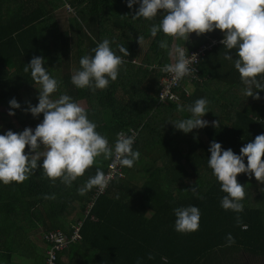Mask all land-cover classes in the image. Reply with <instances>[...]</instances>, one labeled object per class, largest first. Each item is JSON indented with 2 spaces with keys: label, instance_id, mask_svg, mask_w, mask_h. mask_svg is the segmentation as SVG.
Here are the masks:
<instances>
[{
  "label": "trees",
  "instance_id": "1",
  "mask_svg": "<svg viewBox=\"0 0 264 264\" xmlns=\"http://www.w3.org/2000/svg\"><path fill=\"white\" fill-rule=\"evenodd\" d=\"M137 8H128L126 0H0L3 128L19 133L25 127L34 129L43 119L42 113L33 117L24 111L29 103H38L35 87L39 86L23 71L33 56L46 58L47 71L60 82L54 98L60 94L75 96V90L88 94V90L71 83L70 53L78 60L86 54L91 56L97 43L107 38L123 63L118 78L109 84L108 94H97L103 101L109 96L114 102L109 110H101L110 117L94 121L96 131L111 145L117 133H135L133 148L140 153L131 168L123 167L125 177L112 181L104 194L98 195L95 187L84 195L78 192L97 167L108 174L113 160L103 157L71 186L59 178L49 179L40 168L24 182L0 183V211L13 223L11 264H45L52 247L47 237L56 231L71 237L79 225L80 239L56 253V264H136L137 260L141 264H164L161 257L167 258V264H228L236 256L243 261L241 250L252 256L264 254V184L254 176L238 174V183L245 186L243 211H226L220 206L225 193L207 165L211 141L239 154L244 144L264 133V91L259 92V100L238 101L244 86L233 63L224 59L226 49L220 44L222 32L217 29L203 34L205 38L202 36L204 39L188 50L190 54L211 46L198 60L197 78L192 82L198 94L182 90L176 102H160L161 68L173 60L158 43L167 40L170 48L186 44L162 32L151 36L149 20L131 18ZM160 18L152 19L151 26ZM139 36L143 38L141 44ZM118 45H123L128 55L121 53ZM199 96L209 101L211 111L215 107L207 116L219 121L220 126L209 125L188 134L175 129L170 121L190 115L177 111V105H190ZM224 97H230V105ZM13 98L21 108L12 109L15 115L10 116L9 101ZM227 106L231 113H227ZM96 112L93 109L91 114ZM155 174L171 195L167 200L141 191ZM197 184L202 200L188 191ZM191 204L200 209L199 228L179 233L174 230L173 209ZM229 233L234 239L230 245L226 243Z\"/></svg>",
  "mask_w": 264,
  "mask_h": 264
},
{
  "label": "clouds",
  "instance_id": "2",
  "mask_svg": "<svg viewBox=\"0 0 264 264\" xmlns=\"http://www.w3.org/2000/svg\"><path fill=\"white\" fill-rule=\"evenodd\" d=\"M126 4L130 9L138 5L131 16L134 20H152L158 14L161 15L159 23L149 29L153 37L162 32L186 43L192 33L200 36L220 30V44L226 49L224 59L232 62L238 71L244 86L242 95L261 99L259 92L264 91V0H126ZM142 40L139 36L138 43L141 44ZM110 43L105 38L92 49L93 55L80 57V67L71 75V83L76 88H87L94 92L106 89L110 82L116 81L123 61ZM158 46L167 49L174 61L161 68L162 72L170 76L173 84L193 72L190 65L197 60L196 54L188 55V49L186 52V48L181 46L170 48L167 40L159 41ZM118 48L121 53L128 55L123 45H118ZM46 63V58L33 56L23 69L25 73H30L34 84L39 86L35 87L38 89V103L34 106L29 103L24 111L33 117H39L42 113L43 119L34 129L25 127L19 133L6 130L0 134V183L24 182L34 170L40 168L49 179L59 178L63 184L71 186L94 163H98L99 157L112 159L121 167L131 168L140 157L139 151L133 148L135 133H117L115 142L109 145L107 137L96 131L97 124L88 118L84 107L66 94L54 98L60 82L49 74ZM9 105L10 116L15 115L12 109L21 108L15 98L9 101ZM177 111L190 114L187 118L170 121L175 129L185 134L209 125L215 128L220 126L217 120L210 122L203 119L210 111L206 98H198L187 106L177 105ZM208 152L207 165L219 182L220 190L225 193L220 199L221 208L241 213L245 186L238 183V174L254 176L259 183L264 184V133L244 144L239 154L231 148H222L221 143L215 140L210 142ZM110 180L111 174H105L97 167L95 175L89 176L78 192L84 195L94 187L103 191ZM199 187L197 184L188 191L202 200L204 197ZM173 213L175 231L190 233L198 230L201 217L198 206L176 207ZM226 243H234L230 233L226 236ZM148 258L151 259V255ZM161 260L167 264L166 257H161ZM136 264H141V261L137 260Z\"/></svg>",
  "mask_w": 264,
  "mask_h": 264
},
{
  "label": "built area",
  "instance_id": "3",
  "mask_svg": "<svg viewBox=\"0 0 264 264\" xmlns=\"http://www.w3.org/2000/svg\"><path fill=\"white\" fill-rule=\"evenodd\" d=\"M215 45H217L216 42L215 44L213 43V46ZM210 49H211V46L209 47L203 46L197 52H192L188 54V55H192L194 53L197 56V60H195L194 63L190 65V67L193 69V72L175 84L171 82L170 76L167 73L163 72L164 76L161 81L162 87H161L160 96H159L160 102L170 103L180 98L182 90H187L186 88L187 84H192L193 80L197 78L196 70H197L198 60L207 50H210ZM109 173L111 174V180L109 184H111L112 181H114L117 177H121V178L125 177L123 173V167H121L118 164V162L111 163L108 174ZM108 186L103 191H100L97 189V194L98 195L104 194ZM79 231H80V225L74 228V232L71 237H68L66 234L60 231L53 232L50 236H48L46 240H48L52 244V247L51 249L47 251L46 263L56 264V258H57L56 253L60 251L62 252L63 250H65L69 244L73 242H77L80 239Z\"/></svg>",
  "mask_w": 264,
  "mask_h": 264
},
{
  "label": "crops",
  "instance_id": "4",
  "mask_svg": "<svg viewBox=\"0 0 264 264\" xmlns=\"http://www.w3.org/2000/svg\"><path fill=\"white\" fill-rule=\"evenodd\" d=\"M158 17H161V15L158 14L157 17L154 18V19H157ZM150 27H151V20H149L148 29ZM84 41H85V43H83V46L84 47L88 46L87 40H84ZM76 60H78V59H76ZM78 68H79V60H78V64L77 65L72 66V71L70 72V74L72 75L74 73V71L76 69H78ZM109 86L106 89H103V90L97 89L94 92L90 91L87 88H85V90H88L87 91L88 94L75 90L74 91L75 96L71 95V97H72V99L75 102H78L82 107H84L86 109L89 119H91L92 121H105L104 118L107 119L108 117H110V115L109 116L105 115L104 112L101 111V110H104V109H108L109 110L108 107H110V104H113L114 100L110 101L109 96L108 97L104 96V101H103V96L101 95V96L97 97V94L103 93V92L108 94ZM69 87H70L69 89L74 90V88H72L71 86H69ZM186 88H187V91L189 92V95L194 94V93L198 94L197 93V89L195 88V86H193V84H187ZM119 93H122V90H120ZM199 98H202V97L199 96ZM224 98H226L227 104L230 105V103H231L230 97H224ZM115 100H117V99H115ZM246 102H248V103L253 102L252 97L251 98L250 97L247 98ZM214 108H212V111H214ZM93 109L98 110V112H96L95 115L91 114V111H93ZM226 110H227V113H231V111H232L230 106H227ZM210 112H211V109H210V111L208 113H210ZM208 113L205 114L203 119H206L208 121H213L212 119H210L207 116ZM229 116H230V114H229ZM2 217H3V215H2ZM0 239H1V236H0ZM11 246H12V238L10 240H4V243H1V240H0V264H4V263L5 264H11V261H12V257H11V253H10ZM15 262L16 263H19V262L21 263V260H15ZM239 263L240 264H248L246 262V260L241 261ZM250 264H257V263H250Z\"/></svg>",
  "mask_w": 264,
  "mask_h": 264
},
{
  "label": "rangeland",
  "instance_id": "5",
  "mask_svg": "<svg viewBox=\"0 0 264 264\" xmlns=\"http://www.w3.org/2000/svg\"><path fill=\"white\" fill-rule=\"evenodd\" d=\"M202 36L205 38V35L203 34L200 36H197L195 33L190 34L189 40L185 43L186 45H184V47L186 48V51L187 49L188 50L192 49V47H194L195 45L197 46V44L201 42L202 39H204L202 38ZM209 41L213 42L212 40H209ZM213 43L215 44V42ZM69 44H72V42H70ZM70 57L72 59V66L77 65L78 60H76L75 57H72L71 53H70ZM68 58H69V55H68ZM71 71H72V67L70 68L68 72L70 73ZM247 98L249 97H246L243 95V96H239L237 99L238 101H243V100H247ZM0 126H2L1 127L2 133L6 131L5 128H3V122L1 120V116H0ZM109 145L111 144L109 143ZM141 191L148 196H151L153 198L162 199V200H167L168 198L171 197V195L169 194L167 195L166 193L167 191L165 190V185L162 179H159V176L156 174L152 176L151 179H149L147 183L144 184ZM6 215H4V213L0 211V236H1L0 240H1V243H4V240H10L13 237L12 236L13 223H11L8 217H7V220L5 219ZM245 229H247V227H245ZM240 253H243L241 254V258H243V261L246 260L248 264L250 263L264 264V254L256 253V254H253L252 256V255L245 254L246 252L244 250H241ZM28 264H32V263H28ZM45 264H46V257H45ZM228 264H240L239 257L238 256L234 257L233 261H229Z\"/></svg>",
  "mask_w": 264,
  "mask_h": 264
}]
</instances>
